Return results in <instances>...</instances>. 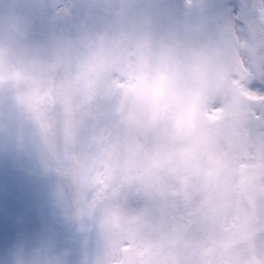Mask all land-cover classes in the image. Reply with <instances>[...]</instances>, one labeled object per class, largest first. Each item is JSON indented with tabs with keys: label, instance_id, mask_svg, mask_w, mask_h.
Segmentation results:
<instances>
[{
	"label": "clouds",
	"instance_id": "9594fccd",
	"mask_svg": "<svg viewBox=\"0 0 264 264\" xmlns=\"http://www.w3.org/2000/svg\"><path fill=\"white\" fill-rule=\"evenodd\" d=\"M242 9L158 31L144 0H0V150L55 178L79 264H264V0Z\"/></svg>",
	"mask_w": 264,
	"mask_h": 264
},
{
	"label": "rangeland",
	"instance_id": "374dc122",
	"mask_svg": "<svg viewBox=\"0 0 264 264\" xmlns=\"http://www.w3.org/2000/svg\"><path fill=\"white\" fill-rule=\"evenodd\" d=\"M144 2L156 15L158 31L183 13L176 12L170 0ZM212 4L221 10L229 6L241 9L236 1ZM74 26V19L53 23L43 18L35 34L43 38L52 31L70 32ZM55 183V178L42 174L33 161L0 150V264H9L15 246L22 242H51L58 251L68 254V264H79L84 251L82 237L56 204Z\"/></svg>",
	"mask_w": 264,
	"mask_h": 264
},
{
	"label": "water",
	"instance_id": "95a60500",
	"mask_svg": "<svg viewBox=\"0 0 264 264\" xmlns=\"http://www.w3.org/2000/svg\"><path fill=\"white\" fill-rule=\"evenodd\" d=\"M173 1L174 5L179 9L181 7V0H171ZM215 1H220V0H215ZM243 1V3L245 2V0H241Z\"/></svg>",
	"mask_w": 264,
	"mask_h": 264
}]
</instances>
